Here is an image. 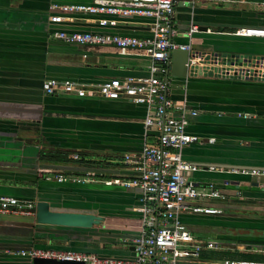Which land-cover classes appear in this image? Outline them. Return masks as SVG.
<instances>
[{
  "label": "crops",
  "instance_id": "obj_1",
  "mask_svg": "<svg viewBox=\"0 0 264 264\" xmlns=\"http://www.w3.org/2000/svg\"><path fill=\"white\" fill-rule=\"evenodd\" d=\"M86 1L0 0V195L42 199L56 209L136 221L141 214L133 207L139 203L140 190L104 181L133 177L134 171L120 161L122 155L155 142L157 131L144 126L145 106L123 97L46 94L41 88L50 78L96 83L148 75L149 59L138 51L121 53L113 45L67 44L52 36L50 5ZM175 1L172 22L179 31L174 37L178 43L190 42L201 53L264 57V37L233 34L241 27H264V0L193 5L189 0ZM98 18L78 12L56 26L95 30L99 29ZM191 24L200 31L189 41L182 32ZM106 29L142 37L149 34L150 19L118 17L117 25ZM184 59L182 52L171 51L168 95L176 103L184 102L189 111L196 110L195 115L185 114L186 132L202 141L186 145L181 154L198 166L192 173L194 183L201 187L214 182L223 189L225 199L209 202L223 209L219 215L183 212L181 220L188 228L198 225L205 227L201 230L205 233L214 232L215 241L228 248L205 252L204 258L262 257L258 247L264 245V234L255 230L264 229V177L235 173L232 169L239 168L227 165L264 167V80L210 76L208 71L199 75L196 69L185 73ZM209 137L215 141L208 143ZM57 151L66 154L55 160ZM86 170L95 176L84 184L55 179L59 173L81 175ZM8 217H0V264H31L28 257L10 252L30 247L69 248L120 258L133 255L126 241L137 226L33 227L34 219Z\"/></svg>",
  "mask_w": 264,
  "mask_h": 264
},
{
  "label": "built area",
  "instance_id": "obj_2",
  "mask_svg": "<svg viewBox=\"0 0 264 264\" xmlns=\"http://www.w3.org/2000/svg\"><path fill=\"white\" fill-rule=\"evenodd\" d=\"M216 4L238 3L243 0H189ZM175 0H87L80 3L52 4L48 21L53 25L52 36L67 44L81 46L113 45L121 53L135 50L149 59L148 75L111 78L96 83L46 79L41 88L46 94L58 92L75 93L77 96L94 95L117 99L126 98L135 104L145 106V128L152 127L157 133L154 143H144L140 150L126 152L120 161L130 167L135 175L123 179L114 177L104 181L106 185H120L124 188H140L139 203L133 210L141 214L140 225L135 234L127 238L133 255L126 258L99 256L94 253L75 250H57L31 247L25 250H11L12 254L28 257L53 258L81 261L83 264H264V261L223 258H204L208 251L228 249L219 241L197 239L181 220V214L219 215L223 209L209 204L213 200L225 199L223 189L214 182L199 187L194 183L192 173L198 166L182 157L181 150L190 143L202 141L196 135L186 132L187 106L176 103L168 95L170 88L171 51L187 53V72H195L201 66L204 71L213 70L215 75L238 79H263L264 57H241L227 59L208 52H198L188 43H178L174 37L179 33L172 22ZM99 16L95 30H73L61 28L71 20L73 13ZM139 16L150 19V31L146 36L119 34L107 30L117 25L118 17ZM55 25V26H54ZM200 31L191 24L182 33L190 41L192 34ZM209 31V29H207ZM239 36L264 37V27H241L233 31ZM208 59H205V57ZM220 61V62H219ZM228 62V63H227ZM195 115L196 110L189 111ZM208 143L214 137L206 139ZM74 159L78 156L74 155ZM210 169L215 167L209 166ZM235 173L264 177V170L239 168ZM95 173L86 170L83 174L62 173L55 175L58 182L71 181L84 184L91 181ZM225 186L228 181L224 182ZM36 201L8 195H0V214L34 219ZM151 223V225H148ZM264 253V245L258 247Z\"/></svg>",
  "mask_w": 264,
  "mask_h": 264
},
{
  "label": "water",
  "instance_id": "obj_3",
  "mask_svg": "<svg viewBox=\"0 0 264 264\" xmlns=\"http://www.w3.org/2000/svg\"><path fill=\"white\" fill-rule=\"evenodd\" d=\"M185 55V59L182 63V67L184 72L186 73V59L187 53L184 51H180ZM213 55H218L220 57H224L223 61L225 62V57L235 58L238 60L239 58L243 57V55H220L213 53ZM205 59H208L206 56ZM220 62V61H219ZM226 63V62H225ZM228 63V62H227ZM196 69V73L202 75L205 73L201 66L194 67ZM193 72V71H191ZM208 75H215L213 70H209L207 72ZM231 168H241L242 165H227ZM247 169H259L264 170V167L261 166H244ZM134 188V187H131ZM140 191L141 189L138 188ZM38 225H51V226H61V227H71V228H91V227H99V226H110V225H118V226H139L140 220H131L123 217H105L104 215L97 214L90 211H75V210H66V209H56L51 206V204L46 200H37L36 201V213L32 223V226ZM151 225V223H148ZM32 227V228H33ZM31 248V247H30ZM29 249V248H28ZM60 250H72L69 248L60 249ZM31 264H83L81 261H74V260H58L53 258H41V257H34L31 259Z\"/></svg>",
  "mask_w": 264,
  "mask_h": 264
},
{
  "label": "rangeland",
  "instance_id": "obj_4",
  "mask_svg": "<svg viewBox=\"0 0 264 264\" xmlns=\"http://www.w3.org/2000/svg\"><path fill=\"white\" fill-rule=\"evenodd\" d=\"M9 216V215H8ZM8 216H1L0 215V217H3V218H9ZM24 218H26V217H22V219H24ZM27 219V218H26ZM205 227H203V226H198V225H190V227H189V230H190V232L194 235V236H196L195 234H198V235H200V236H202V237H204V238H206V239H213V240H218V237H217V235L214 233V232H209V233H205V232H203V231H201V230H203ZM232 228V227H231ZM233 228H235V227H233ZM228 229H230V228H228ZM255 231H257L258 233H263L264 234V229H261V230H255ZM227 242H229V243H232L233 241H231V240H228Z\"/></svg>",
  "mask_w": 264,
  "mask_h": 264
},
{
  "label": "trees",
  "instance_id": "obj_5",
  "mask_svg": "<svg viewBox=\"0 0 264 264\" xmlns=\"http://www.w3.org/2000/svg\"><path fill=\"white\" fill-rule=\"evenodd\" d=\"M64 154H66L65 152H60V151H57V154L55 155V158H58V159H55V160H59V155L61 156V155H64ZM243 258H246V259H249V260H251V259H255V260H258V259H261V258H263L264 259V256H254V255H252V254H243V255H241ZM210 257H212L211 255H210ZM214 257V256H213ZM230 257H232V256H230ZM232 259H234V257H232Z\"/></svg>",
  "mask_w": 264,
  "mask_h": 264
}]
</instances>
